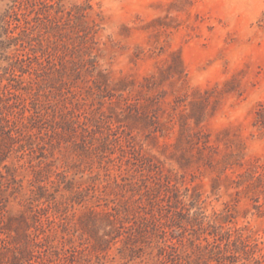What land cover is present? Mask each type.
I'll use <instances>...</instances> for the list:
<instances>
[{
    "label": "rangeland",
    "instance_id": "rangeland-1",
    "mask_svg": "<svg viewBox=\"0 0 264 264\" xmlns=\"http://www.w3.org/2000/svg\"><path fill=\"white\" fill-rule=\"evenodd\" d=\"M0 264H264V0H0Z\"/></svg>",
    "mask_w": 264,
    "mask_h": 264
}]
</instances>
